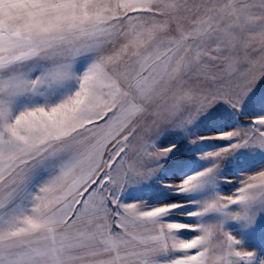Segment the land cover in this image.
Wrapping results in <instances>:
<instances>
[{
  "label": "snow or ice",
  "instance_id": "6c2138e0",
  "mask_svg": "<svg viewBox=\"0 0 264 264\" xmlns=\"http://www.w3.org/2000/svg\"><path fill=\"white\" fill-rule=\"evenodd\" d=\"M0 264H264V0H0Z\"/></svg>",
  "mask_w": 264,
  "mask_h": 264
}]
</instances>
